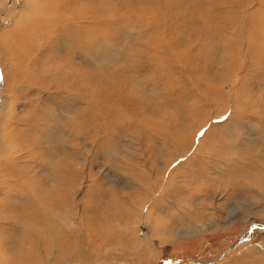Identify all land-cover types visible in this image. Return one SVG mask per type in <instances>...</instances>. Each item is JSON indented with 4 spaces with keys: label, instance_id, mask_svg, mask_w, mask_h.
I'll return each mask as SVG.
<instances>
[{
    "label": "rangeland",
    "instance_id": "rangeland-1",
    "mask_svg": "<svg viewBox=\"0 0 264 264\" xmlns=\"http://www.w3.org/2000/svg\"><path fill=\"white\" fill-rule=\"evenodd\" d=\"M261 161L264 0H0V264H264Z\"/></svg>",
    "mask_w": 264,
    "mask_h": 264
},
{
    "label": "crops",
    "instance_id": "crops-1",
    "mask_svg": "<svg viewBox=\"0 0 264 264\" xmlns=\"http://www.w3.org/2000/svg\"><path fill=\"white\" fill-rule=\"evenodd\" d=\"M264 171V168H263V162L261 161V164H260V190H261V193H263V172Z\"/></svg>",
    "mask_w": 264,
    "mask_h": 264
},
{
    "label": "bare ground",
    "instance_id": "bare-ground-1",
    "mask_svg": "<svg viewBox=\"0 0 264 264\" xmlns=\"http://www.w3.org/2000/svg\"><path fill=\"white\" fill-rule=\"evenodd\" d=\"M67 50H68V49H67ZM74 56H75V55H74ZM83 61H84V60H83ZM250 234H251V233H247L246 236H248V235H250ZM246 236H245V237H246ZM242 240H243V239H242ZM239 242H240V241H238L237 244H238ZM237 244H236V245H237Z\"/></svg>",
    "mask_w": 264,
    "mask_h": 264
},
{
    "label": "water",
    "instance_id": "water-1",
    "mask_svg": "<svg viewBox=\"0 0 264 264\" xmlns=\"http://www.w3.org/2000/svg\"><path fill=\"white\" fill-rule=\"evenodd\" d=\"M243 239H245V237H243ZM238 242V241H237ZM237 242L234 244V246L237 244Z\"/></svg>",
    "mask_w": 264,
    "mask_h": 264
}]
</instances>
